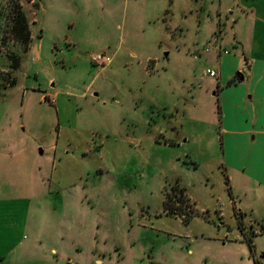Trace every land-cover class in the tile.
<instances>
[{"label":"rangeland","instance_id":"374dc122","mask_svg":"<svg viewBox=\"0 0 264 264\" xmlns=\"http://www.w3.org/2000/svg\"><path fill=\"white\" fill-rule=\"evenodd\" d=\"M13 1L22 6L27 17L31 41L24 46L9 39L0 50V200L4 197L13 201L20 197L34 199L30 211L20 202L7 206L8 216L5 225L0 227V264H14V261L17 264H43L45 254L49 264H56L61 256H53L51 249L61 247L58 236L40 235L43 242L38 244L45 251L29 248L31 243L34 244L37 232L57 228L60 215L59 209H53L48 202L50 196L39 199L33 196L37 190L33 181L38 180L39 174L37 162L50 155L47 152L41 156L39 149L43 146L39 145L49 131H56L53 126L57 122L54 120L56 114L49 104L54 101L49 92L66 94L84 89L99 69L111 64L110 56L103 50L111 44L126 41L131 45L144 41L146 37L153 41L159 35V17L168 16L173 5L180 0H0L1 38L5 35L4 14L10 11ZM182 2L183 9L188 6L195 12L204 6V22L202 28L197 29L199 46H190L188 50L183 47L187 57L200 60L211 50L219 52L217 41L219 43L220 38L222 45L226 27L212 28L207 12L211 7L217 9L220 0ZM163 8L167 11L157 15ZM184 14L191 15L190 12ZM99 53L106 56V63L99 65L93 61L91 57ZM15 56L17 67H14ZM154 62L151 61L148 67H153ZM206 69L200 70L202 81L209 79ZM107 74L98 80L99 85L110 83V72ZM122 78L125 82V77ZM106 96L99 98L101 106H104L103 100L106 104L114 101ZM65 98H59L61 108ZM99 110L105 111V108ZM151 112L158 115L155 109ZM199 115L206 123L215 124L218 120L217 113L214 122H211L212 115L206 114L205 110ZM120 125L126 128V122ZM215 129L214 136L211 134L206 138L203 154H198L195 147L184 148L182 152L162 151L158 144L152 147L144 156L151 167L149 181L146 171L144 175L133 173L137 157L129 165V173L114 168L116 172L107 169L103 174L93 175L91 171L97 164L98 155L83 162L88 177L102 182L103 189L95 204L97 219L103 225L102 230L107 231L102 236L108 235L110 247H118L111 250V264H255V247L251 250L248 243L239 239L242 235L254 238L256 249H262L260 253L264 255V233L260 236L254 234L256 229H262L261 220L253 213L240 212L242 205H248V202H237L230 194L228 182L222 174L223 153ZM31 147L38 149V156L33 155L36 153ZM110 158L111 153H105L102 167L110 165ZM173 167L177 172L171 178L181 177L183 187H179L186 189L190 196L186 193L192 207L190 210L194 211L188 219L167 214L164 207L165 194L174 186L171 178L164 182V176L171 173ZM68 172L60 169L51 180H70L72 176ZM229 199L234 202L229 203ZM181 206L189 212L187 204ZM250 223H255L254 231L250 229ZM17 225H26L28 230L25 226L17 228Z\"/></svg>","mask_w":264,"mask_h":264},{"label":"crops","instance_id":"0c3cea01","mask_svg":"<svg viewBox=\"0 0 264 264\" xmlns=\"http://www.w3.org/2000/svg\"><path fill=\"white\" fill-rule=\"evenodd\" d=\"M219 5L217 9L211 7L207 16L212 28L226 27L221 53L211 50L200 60L187 57L183 47L188 50L190 46H199L197 29H201L204 22V6H200L199 12L187 6L185 12L191 13L188 16L180 0L168 16L164 13L165 16L159 17L163 26H157L159 35L153 41L146 37L131 45L126 41L111 44L103 49L110 56L111 64L99 69L84 89L66 94L49 92L54 103L47 102L56 114L57 122L53 124L56 131H49L39 145L43 146L39 149L41 156L47 152L50 155L43 161L38 160L41 163L37 162L39 174L38 180L33 181L37 188L33 196L38 199L50 196L48 202L53 209H59L60 215L57 228L37 232L29 248L45 251L39 244L43 242L40 235L46 233L58 236L62 242L61 247L51 249L53 256H61L56 264H111V250L118 247H110L108 235L102 236L107 231L102 230L103 225L97 219L95 204L103 189L102 182L88 177L83 162L98 155L91 171L93 175L114 168L129 173V165L137 157L133 173L144 175L146 171L149 181L151 167L144 156L152 147L158 144L166 152L195 147L198 154H203L206 138L214 133L215 127L216 140L223 153L222 174L229 192L237 202H248L242 205L240 212L253 213L261 220L262 229L256 231L255 223H250L254 234L264 233V0H220ZM163 11L167 9H161L157 15ZM151 61H156L155 65L148 67ZM203 67L216 69L218 79L202 81L200 70ZM108 72L110 83L99 85L98 80ZM236 77L240 79L230 83ZM102 95L114 101L106 104L103 100L104 106H101ZM60 96L66 97L63 108L59 105ZM204 110L212 115L211 122L217 113L216 125L200 118L199 113ZM122 122H126V128L120 125ZM152 132L155 134L151 135ZM108 152L111 153L110 165L105 168L102 164ZM33 155L36 157L38 153ZM176 167L164 176V182L176 174ZM60 169L69 171L70 180H51ZM176 176L171 178L173 184H169L183 187L181 177ZM186 193L190 198L187 190ZM33 199H1L0 227L5 225L8 205L20 202L30 211ZM232 200L229 199V203ZM220 215L223 214L220 212ZM18 226L28 230L26 225ZM239 239L247 243L244 235ZM256 246L255 243L253 261L264 264L262 249ZM44 256L43 264H49L47 255Z\"/></svg>","mask_w":264,"mask_h":264},{"label":"trees","instance_id":"16d2710c","mask_svg":"<svg viewBox=\"0 0 264 264\" xmlns=\"http://www.w3.org/2000/svg\"><path fill=\"white\" fill-rule=\"evenodd\" d=\"M12 3L13 4L10 6L11 8H9L10 11L4 14L6 18V23L4 27L5 35L3 36V38H1L2 34L0 32V40H1L0 50L4 45V43H6V41H8L9 39H11L12 41L13 40L17 41L23 44L24 46L28 45L31 41L29 22L22 9V6L17 1H13ZM15 59H16V63L14 64V67H17L18 59L17 57ZM239 79H240L239 77H236V79L232 80V82L230 83H233ZM184 204L185 205L187 204L189 206V200L183 188H180L179 186L175 185L172 187L171 191L165 194L164 207L167 214L175 215V216L179 215L188 219L193 215L194 210L193 211L190 210L192 207L189 206V210H188L189 212H185L181 206ZM246 238H247V243L249 244L251 250L254 249L253 239L247 236ZM256 264L259 263L256 262Z\"/></svg>","mask_w":264,"mask_h":264},{"label":"built area","instance_id":"2783aa9c","mask_svg":"<svg viewBox=\"0 0 264 264\" xmlns=\"http://www.w3.org/2000/svg\"><path fill=\"white\" fill-rule=\"evenodd\" d=\"M217 49H218L219 53L224 51L222 48V45H221L220 38H219V43L217 41ZM207 51H209V50L207 49ZM91 58L93 59L94 62L99 63V65L106 63V59H107L103 53L95 54ZM206 75L211 79H214V80L218 79V72L214 68H207L206 69Z\"/></svg>","mask_w":264,"mask_h":264}]
</instances>
